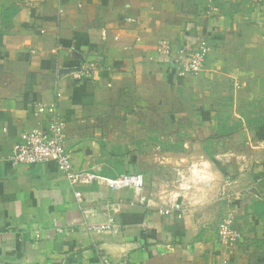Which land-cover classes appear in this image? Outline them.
Segmentation results:
<instances>
[{"label": "crops", "instance_id": "1", "mask_svg": "<svg viewBox=\"0 0 264 264\" xmlns=\"http://www.w3.org/2000/svg\"><path fill=\"white\" fill-rule=\"evenodd\" d=\"M211 5L218 11L209 16ZM163 39L176 49L207 40L202 74L174 82L157 57ZM84 59L103 68L74 81L64 71ZM233 82L240 92L227 124L223 97ZM57 92L74 168L107 178L143 174L149 206L130 190L107 192L98 183L78 188L79 202L55 165L4 161L24 133L47 129L36 106L52 104ZM263 94L264 4L0 0V264H101L103 255L111 264H264V123L241 114ZM169 119L195 129L186 157L205 165L180 196L165 175L173 155L140 149L135 136L137 126ZM210 141L230 148L220 144L211 156ZM175 202L181 212L160 213ZM228 205L243 236L233 247L217 238ZM110 219L113 232L89 231Z\"/></svg>", "mask_w": 264, "mask_h": 264}, {"label": "built area", "instance_id": "2", "mask_svg": "<svg viewBox=\"0 0 264 264\" xmlns=\"http://www.w3.org/2000/svg\"><path fill=\"white\" fill-rule=\"evenodd\" d=\"M254 6H262L264 0H250ZM218 11L216 6L211 5L207 14L212 16ZM130 21H134L131 20ZM211 51L209 42L202 40L192 47L176 49L169 39L160 40L156 53L159 62L166 67L169 77L174 81H182L187 77H198L205 68L206 61ZM103 64L98 60L84 59L78 66L65 70L68 77L74 81L90 79ZM62 95L57 92L55 101L50 105H37L36 115L46 114L47 129L34 130L23 134L21 141L16 144L4 161L14 168H29L35 165L52 164L65 176L70 186L75 190L77 201H82V192L78 188L90 187L95 183L103 186L107 192L130 190L141 205H148L150 201L145 195V176L143 174H122L116 178L98 176L87 170H77L73 166L72 154L66 147V121L61 116L58 100ZM3 159L0 158V163ZM106 200V198H104ZM230 204V201H226ZM182 205L175 202L170 208H161L162 215H171L174 211H182ZM236 210L229 205L223 209V214L217 226L218 241L227 247H233L242 237V232L236 226ZM114 219L108 224L89 228L91 232H113ZM101 264H111L106 257L102 256Z\"/></svg>", "mask_w": 264, "mask_h": 264}, {"label": "rangeland", "instance_id": "3", "mask_svg": "<svg viewBox=\"0 0 264 264\" xmlns=\"http://www.w3.org/2000/svg\"><path fill=\"white\" fill-rule=\"evenodd\" d=\"M199 77V76H198ZM230 91L231 94L226 95L223 97L225 100V106L226 112H221L224 117V122L229 123V119H231L230 115H233V107H234V101H235V95L234 93H239L240 86L236 85L235 83H231L230 85ZM234 92V93H233ZM231 103V104H230ZM252 104L249 105V109L245 113H241L242 116L248 120L250 119L251 122L254 124L256 123L257 119L264 123V109L261 107V103H264V94L259 96L257 99H253ZM260 108V109H258ZM229 109V110H228ZM139 118V116H137ZM170 120V119H169ZM169 122L167 125H164V127H142L137 126L135 128V136L137 141L139 142L137 144V147L140 149H144V146L150 145L152 154H157L162 152H167L169 154H172L173 157L168 158V164L171 165V167L168 168L165 175L167 176L168 185L172 189L173 193L178 192V196L181 195L182 192H185L190 189V185L195 184L193 182H196L199 177V174H202L199 172L202 168L204 169L205 165L200 163L198 165V162H189L186 156H190V149L192 148V145L188 143L193 136L192 133L195 131L191 125H175L174 121H167ZM225 128V127H224ZM199 130V128H198ZM196 129V131H198ZM199 132V131H198ZM220 134L215 133V137L219 136ZM151 139L150 143L144 144V138ZM149 136V137H148ZM161 138V139H160ZM216 139V138H215ZM211 142V141H210ZM146 143V142H145ZM187 143V147H185V144ZM205 149L208 150L209 155H213L216 151H218V148L221 147L222 149H225L226 147L230 148L229 143H206ZM139 145V146H138ZM191 145V147H190ZM149 150V148H148ZM146 151V150H145ZM142 152V150H141ZM144 152V150H143ZM143 155V153H141ZM177 154V155H175ZM178 154L184 155V158L177 159L175 156H180ZM179 162V164H174V161ZM184 159V160H183ZM200 161V160H199ZM184 165V166H183ZM174 166V167H172ZM175 166L178 168L176 169ZM207 168L208 165H206ZM180 168V169H179ZM182 169V170H181ZM205 175V174H202ZM203 178V177H202ZM203 180V179H202ZM181 192V193H180ZM240 231V230H239ZM243 236L241 237V239ZM240 239V240H241ZM239 240V241H240ZM238 241V242H239ZM237 242V243H238Z\"/></svg>", "mask_w": 264, "mask_h": 264}]
</instances>
